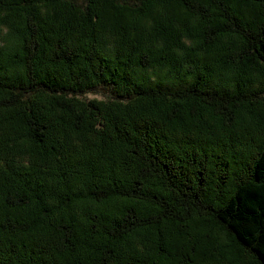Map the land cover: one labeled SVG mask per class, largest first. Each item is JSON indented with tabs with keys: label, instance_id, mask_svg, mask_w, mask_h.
Listing matches in <instances>:
<instances>
[{
	"label": "trees",
	"instance_id": "16d2710c",
	"mask_svg": "<svg viewBox=\"0 0 264 264\" xmlns=\"http://www.w3.org/2000/svg\"><path fill=\"white\" fill-rule=\"evenodd\" d=\"M259 61L264 0H0V264H264Z\"/></svg>",
	"mask_w": 264,
	"mask_h": 264
},
{
	"label": "rangeland",
	"instance_id": "374dc122",
	"mask_svg": "<svg viewBox=\"0 0 264 264\" xmlns=\"http://www.w3.org/2000/svg\"><path fill=\"white\" fill-rule=\"evenodd\" d=\"M132 2V1H131ZM125 4H131V3H123ZM243 4H238V6H242ZM126 6V5H125ZM131 6V5H128ZM130 9L125 10V14L129 13ZM247 15V14H246ZM257 69L261 71V77L262 79L259 80L258 83L255 84V90L260 94V96L264 99V62L259 61L258 64H256ZM78 100L81 102L85 103L86 105H90L92 109H95V106H98V102H109L112 101V97L109 95L107 91H99V92H88L84 94L83 96H75ZM94 105V106H91ZM263 105H264V100H263ZM246 258L247 260H252L253 256L249 253H246Z\"/></svg>",
	"mask_w": 264,
	"mask_h": 264
}]
</instances>
